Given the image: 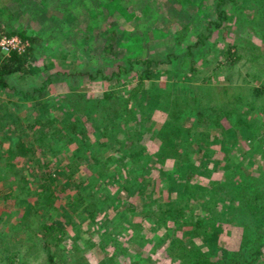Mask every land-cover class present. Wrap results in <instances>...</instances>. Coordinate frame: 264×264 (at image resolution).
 Segmentation results:
<instances>
[{
  "label": "rangeland",
  "instance_id": "374dc122",
  "mask_svg": "<svg viewBox=\"0 0 264 264\" xmlns=\"http://www.w3.org/2000/svg\"><path fill=\"white\" fill-rule=\"evenodd\" d=\"M104 1L77 24L54 8L56 23L34 12L38 40L20 47L31 70L0 84V264L12 250L16 264H52L53 251L59 264H176L216 233L230 249L240 240L233 185L243 172L264 174V41L243 33L242 20L235 32L229 13L253 9L247 0ZM209 22L222 27L199 41ZM10 51L0 48V62ZM237 87L244 99L222 106ZM208 106L213 117L200 118ZM178 113L179 130L162 140ZM27 210L29 226L16 233Z\"/></svg>",
  "mask_w": 264,
  "mask_h": 264
},
{
  "label": "trees",
  "instance_id": "16d2710c",
  "mask_svg": "<svg viewBox=\"0 0 264 264\" xmlns=\"http://www.w3.org/2000/svg\"><path fill=\"white\" fill-rule=\"evenodd\" d=\"M14 1L20 2V0H9V2L5 6L0 7V9L3 8L0 12L7 9L11 14L8 16L7 20L0 19V40L2 39L3 36L18 35L23 41L27 42L26 48L28 49L34 47L35 42L38 40L37 29L43 27L41 21L33 17L34 12L38 13L41 19L46 18V13L52 14V19L55 20V23H56L55 12H60L63 16H66V20L68 23L77 24V22H82L81 16L88 17L90 14L96 13V11H98L97 9H99L95 7V5H97L98 3V0H28L30 1L31 6L25 10H22L23 8L19 9L16 6L18 4L16 2L14 3ZM55 1H57V3L53 7V3ZM85 1H86V8H83L82 3H84ZM100 1L101 0H99V3ZM252 1L253 0H247V5L253 9L250 13H246L245 8H243V10L235 8L231 13H229L235 16V18L231 20L232 22L231 26L236 32L237 24L239 23L240 20H242L243 23H246L245 27L247 26L243 33L246 32L249 33L250 31L249 35L254 36L261 32L262 41H264V7L256 6L253 4ZM103 3H105L104 0L101 1L100 4ZM53 8L55 9V12ZM86 11H90V12H86ZM193 11L194 13L195 12L197 13L198 10L195 8L193 9ZM196 13L192 14V17L195 18L197 15ZM229 14L227 12H223L222 14H220V16L223 19H225ZM20 15L24 16L23 22L19 20ZM90 18L95 20V16L93 15H90ZM15 21H20L21 24L19 25ZM33 21L38 22L39 24L38 27L33 26ZM55 23H53L51 26L55 25ZM179 25L180 27H185L186 23L180 22ZM221 27H222L221 22L207 23L205 27V30H208L207 32H205L204 29H202L201 31L199 30L200 31L199 41L203 39L206 41L207 40L206 38H208L212 34L214 29H219ZM237 31L239 32V30ZM250 39H252V37ZM231 44L230 45L235 48L236 46L235 44H237V42L234 41ZM214 46H217V42H214L212 46H207V48L211 49ZM1 47L2 45L0 44V48ZM19 51L20 50H18L17 48H12L10 53L8 52L9 54L5 55L4 58L1 59L0 62L1 85H7L8 82L7 77L9 76V74H12L13 72L17 70L28 72V69L31 70L29 66L28 51L27 50L20 52ZM234 56H235L234 50L233 51L228 50L226 57L229 60V62L234 60L233 59ZM137 58L139 61L142 60V58L140 57ZM151 59L152 58H150V60ZM204 87H205L204 91H208V92H213V88H215L212 85L208 86L206 84ZM240 88L241 87L235 88L236 90L234 91L235 93L232 92L231 95H229V97L226 99V101L223 102L222 106L227 107V104H229L230 101L233 100V98L234 100H243L244 97L242 96ZM259 89L260 88H256L255 92L259 93ZM143 97H146V94H143ZM181 106H182L181 104L175 103L172 107L176 108L180 113L183 112ZM197 109L200 113V118H202L203 116L213 117L212 115L213 110L209 106L208 109L204 107H198ZM262 111L264 112V108L262 109ZM179 113L177 114V118L179 119L174 117L175 122L173 123L170 129L172 132L168 130L167 132L163 133L162 140H165L166 138H170L173 134H175L179 130V126L177 125V120L182 122ZM124 116L125 115H122L123 118ZM220 118L221 117H218L216 121L217 124H219ZM124 120L127 121V118H125ZM198 123H203L202 119L196 122H192L191 126L193 127L198 126L199 125ZM160 133L161 132H159V135ZM163 144H166V141H164V143H161V145ZM22 145H24L21 146L22 148L25 149L28 148L24 143ZM169 153L170 152L168 151L161 152L160 154L161 159L164 157L166 158ZM233 187H234L233 192L235 194L234 195L235 199L233 201L239 203L236 210L238 211L239 207L242 206L241 207L242 215H244V218H242V220L239 221V225L240 224L241 225L239 227H236L239 231H241L239 242H237V244L232 249H230L227 245L216 242V238L218 235V233H216L214 239L209 238V241L207 240L205 241V243L203 244L204 246H197V245L189 246L191 247V249L187 251L186 254L187 260L184 263L178 262L176 264H264V258L262 257V255H264V174L261 177H251L247 175V173L243 172L239 175L238 180L233 185ZM37 195L39 196V194ZM222 195L224 196L225 194ZM251 207H253L254 210H252ZM28 211L29 210L25 211L23 217L19 221H17L16 224L14 225L12 224V230L16 231V233L19 232L20 229H22V227L25 228L24 231H26V229L28 228L30 219H28L27 223L24 221L25 217H28L27 215ZM246 214H248L247 217ZM46 226L49 229L54 228L51 224ZM4 235H5V240H3V244L11 240L10 238H7L6 232L4 233ZM54 242H58L57 238H55ZM10 252H11L10 254H6L3 258L4 260L6 259L5 264H16L15 255L18 253V250H12ZM56 254L57 253L54 251L53 253L49 254L48 256L49 263L51 261L52 264H59L56 260L54 261V257L56 256Z\"/></svg>",
  "mask_w": 264,
  "mask_h": 264
},
{
  "label": "built area",
  "instance_id": "2783aa9c",
  "mask_svg": "<svg viewBox=\"0 0 264 264\" xmlns=\"http://www.w3.org/2000/svg\"><path fill=\"white\" fill-rule=\"evenodd\" d=\"M21 43H24L22 39L17 36V35H12V36H3L2 39L0 40V44L2 45V48L4 47L5 50L10 51L12 48H17L19 50L21 47ZM24 43V47H25ZM24 49V48H23Z\"/></svg>",
  "mask_w": 264,
  "mask_h": 264
}]
</instances>
